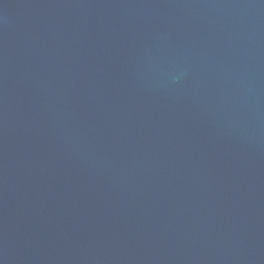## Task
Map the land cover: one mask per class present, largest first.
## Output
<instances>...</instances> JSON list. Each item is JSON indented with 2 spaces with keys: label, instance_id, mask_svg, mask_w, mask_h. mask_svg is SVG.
Here are the masks:
<instances>
[{
  "label": "water",
  "instance_id": "water-1",
  "mask_svg": "<svg viewBox=\"0 0 264 264\" xmlns=\"http://www.w3.org/2000/svg\"><path fill=\"white\" fill-rule=\"evenodd\" d=\"M0 264H264V0H0Z\"/></svg>",
  "mask_w": 264,
  "mask_h": 264
}]
</instances>
